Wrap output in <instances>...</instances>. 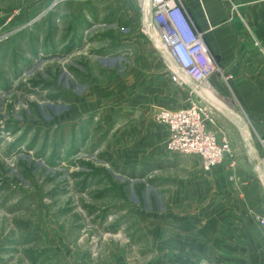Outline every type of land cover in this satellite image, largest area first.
<instances>
[{"label":"rangeland","instance_id":"obj_1","mask_svg":"<svg viewBox=\"0 0 264 264\" xmlns=\"http://www.w3.org/2000/svg\"><path fill=\"white\" fill-rule=\"evenodd\" d=\"M142 9L138 0H0V264H217L204 254L217 253V224L170 207L167 183L200 178L198 163L205 175L234 160L206 171L191 156L139 159L150 136H136L133 120L158 126L162 110L202 107L207 132L225 131L246 152L236 129L244 112L229 71L213 76L221 96L169 63ZM172 72L184 83L171 80L169 99L159 83ZM150 161L158 170L144 178ZM239 178L217 201L248 208L261 243L258 186Z\"/></svg>","mask_w":264,"mask_h":264},{"label":"crops","instance_id":"obj_2","mask_svg":"<svg viewBox=\"0 0 264 264\" xmlns=\"http://www.w3.org/2000/svg\"><path fill=\"white\" fill-rule=\"evenodd\" d=\"M182 2L194 27L204 35L205 43L219 68L224 73L226 71L231 73L229 89L240 101L245 116L239 125L237 123L236 129L240 131L241 142L245 143L247 150L240 151L234 143L230 142V160H234L231 161L232 163L228 159L226 161L228 163H223L220 168H214L205 175L200 173L201 167L198 163V169L193 172H196L200 178L176 179V181L173 180L174 183H167L170 187L168 202L173 209L190 208L194 211L192 214L198 215L194 222L199 225L217 224V253L216 251L204 253L205 256L210 257L217 255V264H264V235L263 233L262 236L260 235L262 242L259 243L252 230L254 221L250 210L242 207L237 198L231 197L229 201H217V194L229 192L231 195L237 191L239 176H241L247 182L251 180L254 185L257 184L258 189L252 198L262 204L260 209H262L261 213H264V166L262 164L264 157V0H182ZM90 22L92 19L85 21L80 31L83 32ZM168 61L170 63V60ZM163 79L165 80L163 84H159L163 86L162 89L170 99L171 95H174L172 78L166 76ZM221 80L225 81L223 78ZM221 83L218 77L217 79L212 77L211 85L215 95L224 94V86ZM155 87H158L157 81ZM156 91L158 93V90ZM185 92L184 95H186ZM180 106L177 109L187 108L186 105ZM138 108L146 110V107ZM133 124L135 135L137 136L138 132L143 137L150 136L148 142L143 144L152 147L146 150L145 145L141 146L142 152L138 156L139 159L156 160L154 162L167 160L171 155L165 147L170 138L168 128L163 125L156 126L151 124L150 120L142 119H134ZM164 147L166 152L161 154L160 151ZM153 164L155 163L150 161L147 166L152 168ZM159 164L161 165V162ZM232 164L236 173L235 185L229 183L232 178L227 177L229 173L226 171ZM154 167L144 178H152V173L158 170ZM254 171L259 176H255L257 174ZM200 217L206 219L201 221ZM227 224L230 228L225 231ZM232 228H238V231ZM197 235L196 238H198ZM214 260L211 261L215 263Z\"/></svg>","mask_w":264,"mask_h":264},{"label":"built area","instance_id":"obj_3","mask_svg":"<svg viewBox=\"0 0 264 264\" xmlns=\"http://www.w3.org/2000/svg\"><path fill=\"white\" fill-rule=\"evenodd\" d=\"M142 6L143 24L157 31L164 41L170 63L197 85L210 88L211 78L220 71L207 47L204 35L197 31L182 0H138ZM173 73V72H172ZM182 85V78L173 73L172 79ZM206 109L198 106L178 110H162L156 122L168 128L170 154L198 158L204 170L220 165L231 152L227 134L207 132ZM264 166V157L262 159ZM234 167V164H232ZM264 235V216L256 218Z\"/></svg>","mask_w":264,"mask_h":264},{"label":"bare ground","instance_id":"obj_4","mask_svg":"<svg viewBox=\"0 0 264 264\" xmlns=\"http://www.w3.org/2000/svg\"><path fill=\"white\" fill-rule=\"evenodd\" d=\"M212 91V90H211Z\"/></svg>","mask_w":264,"mask_h":264}]
</instances>
